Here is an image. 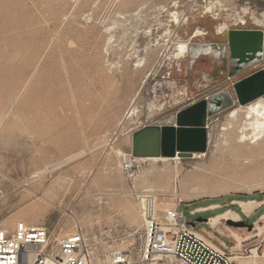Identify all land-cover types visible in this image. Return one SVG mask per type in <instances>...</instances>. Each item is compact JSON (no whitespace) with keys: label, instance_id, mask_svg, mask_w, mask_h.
Here are the masks:
<instances>
[{"label":"rangeland","instance_id":"1","mask_svg":"<svg viewBox=\"0 0 264 264\" xmlns=\"http://www.w3.org/2000/svg\"><path fill=\"white\" fill-rule=\"evenodd\" d=\"M129 1L130 6H124L126 0H0V189L6 194L0 224L18 217L17 222L46 224L60 234L81 225L104 259L114 247L137 246L143 228L140 224L131 237L130 219L140 211L121 170L134 136L149 126L174 125L179 111L215 100L221 107L208 116L202 158H195L202 150L184 151L190 155H179V162L140 158L133 181L142 190L175 183L181 190L186 181L188 194L201 186L217 191L189 200L161 195L158 206L183 201L180 209L200 235L243 257L257 248L256 261L264 264V165L237 161L225 143L232 137L222 130L227 112L241 104L235 85L264 70V60L234 74L227 60L196 53L180 65H157L145 33L152 17L137 13L164 0ZM224 1L228 13H236L229 21L264 8V0ZM252 21L246 28L259 29ZM217 23L199 22L208 30L203 41L228 40L226 32L215 33ZM195 28L189 23L185 37ZM136 49L146 56L144 68L134 66ZM132 105L138 109L129 116ZM146 169L153 174L144 176ZM161 169L164 175L158 174ZM250 201L256 202L244 210L240 202ZM210 204L221 208L190 214ZM32 209L35 220L28 215ZM225 210L239 219H222L214 228L208 224L210 216ZM233 232L242 237L240 249Z\"/></svg>","mask_w":264,"mask_h":264},{"label":"built area","instance_id":"2","mask_svg":"<svg viewBox=\"0 0 264 264\" xmlns=\"http://www.w3.org/2000/svg\"><path fill=\"white\" fill-rule=\"evenodd\" d=\"M223 4L226 5L224 0H164L162 4L140 9L138 16L147 12L152 17L151 27L146 33L150 40H154V62L166 67L173 66L175 62L171 55L178 48V41L185 36V25L190 22L197 27L205 19L217 22L225 13ZM257 10L262 13L264 8ZM248 20V15L241 22L232 19L224 32L229 34L232 30L248 29ZM162 23L164 27H161ZM256 27L261 29V26ZM199 55L215 56L228 62L229 40L220 44L213 42ZM135 157L133 151L128 153L121 170L132 184V193L143 218L140 241L137 246L132 245L127 250L112 248L110 253L114 261L105 264H239L232 258L231 252L219 250L210 244L194 228L195 224L187 221L180 209L183 201L163 209L156 206L161 194L136 188L133 179L139 169ZM5 197V192L0 189V203ZM200 212L206 211L191 210L190 214ZM95 250V242L81 225H76L67 234H60L46 224L20 222L14 229L0 226V264H98Z\"/></svg>","mask_w":264,"mask_h":264},{"label":"bare ground","instance_id":"3","mask_svg":"<svg viewBox=\"0 0 264 264\" xmlns=\"http://www.w3.org/2000/svg\"><path fill=\"white\" fill-rule=\"evenodd\" d=\"M132 3L133 2H131L129 0H126V2L124 3V6H128V5L130 6V4H132ZM229 9L225 8L224 7V4H223V10L227 13V15L223 16V18H219L218 19V23L215 26V33L218 34V35H220V34H222L224 32V30L228 27V24H229L228 21H229L230 17H233L236 14V13L235 14L228 13V10ZM254 12H256V13H251L250 16H249L250 13H245L244 12V15H242V17L239 16V19L241 21H244V17L246 15H248L249 18H251L253 20L252 21L250 19L252 21V23L255 22L253 24H255L256 26L264 27V11L262 13H259L258 11L255 10ZM241 21H239V22H241ZM116 22L117 21H115V23ZM189 23L190 22H188V24ZM187 25H185V27ZM164 26L165 25L162 23L161 24V27H164ZM164 30H167V29H164ZM206 31L207 30L204 27L197 26L195 28V30L189 36H187V37L183 36V38L180 41H178V43H177L178 48L175 51H173V53L171 55V59L174 62H177L180 65L181 62L185 61L190 56V54H194V53L198 54L202 50H207L210 46H212V43L213 42H207V41H203L202 40V38L205 37V36H207V34H208V32H206ZM146 32H147V30L145 31V33ZM146 35H147V33H146ZM149 44H151V45H148L149 46L148 50H152V47L154 46V40H150L149 41ZM146 49H147V47L145 46V50ZM138 51L139 50L136 49L134 51V54H133V55H135L137 57V62L134 64V66L136 67V69L137 68H144L145 65H146V63H147L146 56H143L142 57V56H140V54L138 55ZM214 52L215 53L216 52L218 53L217 49H214ZM213 57H215V56H213ZM215 58H219V57H215ZM120 66H121V64H120ZM114 67L117 68V70H118L119 64H117ZM179 69H181V68H179ZM146 79H147V77H145V79L143 81H146ZM134 97H137V96H134ZM134 102H136L135 101V98L132 99V103L133 104H134ZM135 105H132V107L130 108V110H128L127 114L129 116H131V115H133L134 113L137 112V109L138 108H136ZM125 118H127V117H125ZM120 122H121V120H120ZM226 122L227 123L222 128V130L226 131V133L229 134V136H231L232 138H230L229 140L226 139V142L225 143H228L227 145L229 146V148H232L233 152L236 153L237 161L238 160H244V161L245 160H248L249 162H253V163H257V164L264 165V95L259 96L258 98L254 99V100H252L250 102H247L245 104L241 103L238 106L230 109L227 112V114H226ZM116 152L123 155V152L121 150H118ZM179 155H181V154L180 153H177V155H175L176 157H174V156L173 157H169V156H149V157L136 156L135 157V160L138 162V164L140 163L139 162V159L140 158L145 159V160L156 161V162H157V160L158 161L159 160H169V161L172 160V161H175V162H179L181 160V158H180ZM204 155H205V153L203 151H199V153H196L195 158L196 159L197 158H202ZM125 159H128V153L125 154L123 161ZM123 161H122V164H123ZM236 163H238V162H236ZM122 164H121V166H122ZM177 164H179V163H177ZM176 170H178V168H176ZM213 171H215V170H213ZM164 173H165V170L164 169H161L158 172L159 175H162V174L164 175ZM217 173H221V172L218 171V169H217ZM152 174H153L152 173V169H151V171L148 170V169H146V170L143 171V175L144 176L145 175H152ZM205 176H207V175H205ZM208 176H212V174L211 175H208ZM180 182H181V180H180ZM57 184H59V183L57 182ZM60 184H63V183L61 182ZM176 184L177 183H175V185ZM181 184H182L181 185V190L178 189L179 186L176 187L175 185H171V184H170L171 185V188H169L167 186L165 188L164 187L159 188L158 190H154V189H146V190H153V191L158 192L161 195H168V196H175V197L176 196H180L181 197V200H183V199L189 200V199H193L191 197H194L195 198L197 196H205V195H208V194H213L215 192V191L214 192H212V191L211 192H208V191L204 190L206 188V186H201L199 188L201 190H199L197 192H194L193 194H191L189 192L190 194H188V192L186 190L188 183L186 181H183V182H181ZM55 186H58V185H55ZM64 186H65V184H64ZM52 193H54V192H52ZM53 197H54V195H53ZM158 202L159 201L157 199V202H156V206L157 207H158ZM179 202H180V200H179ZM255 202L256 201L240 202V204H241V206L243 207L244 210H246V211L248 210L249 211L251 209V207H252V204L255 203ZM202 208L200 210H199V208H195L193 210H197V211H206V210L212 211V210L220 209L221 206L219 204H210V205H206V206H204ZM126 209H127V207H126ZM33 211H34V209H32L31 212L29 211L28 212V215H31L32 216V219L35 220L36 215L34 214ZM23 214H25V213L23 212ZM28 215L25 214L24 216H26L28 218ZM38 216H39V214H37V217ZM39 217H41V216H39ZM17 218L18 217H10V218L6 219L5 221H3L2 224H0V226L1 227H4L6 229H11L10 226H12V225L16 227V225L18 223L22 222V221H18L17 222L16 221ZM127 218H128V216H127ZM222 219L238 220L239 219V216L237 214H235L232 210H225V211H223L221 213H217V214H215L213 216H210V218L208 220V224H210L214 228V227H216V226H218L220 224V222H221ZM130 220L133 223L132 227H133V231L135 232L134 234L133 233L130 234V236L132 237V236H135V234H137L139 232V229H140V226L141 225H142V228H143V218H142V216L140 214L139 217H133V219H130ZM128 221H129V219H128ZM34 225H38V224H34ZM134 226H136V227H134ZM232 235L235 238H237V241H239V243L237 244V248L240 249L241 248V245H242L241 244L242 237L238 236L235 232H233ZM208 242L210 244H212L210 241H208ZM212 245L215 246L214 244H212ZM123 246L124 245H122V247ZM216 248H218V247H216ZM218 249L219 250H222L220 248H218ZM115 250H121V251L122 250H127V246H125L123 248H120V249L119 248H115ZM222 251H224V250H222ZM110 252H111V250L109 251V254H107V255L104 254V256H105V259H104V258L101 257L100 253H98L95 250V258L97 259V263L98 264H101V262H104V261H105V263H111V262H113L114 261V257L111 255L112 253H110ZM238 254L239 253H232V258L234 260H236L239 264H258L257 261H256V259L258 257V249L257 248L251 249V254L250 255H247L246 257H243L244 255L238 256Z\"/></svg>","mask_w":264,"mask_h":264},{"label":"water","instance_id":"4","mask_svg":"<svg viewBox=\"0 0 264 264\" xmlns=\"http://www.w3.org/2000/svg\"><path fill=\"white\" fill-rule=\"evenodd\" d=\"M229 70L239 72L264 60V30L240 29L228 34ZM238 100L245 104L264 95V70L256 75L239 81L235 85ZM212 100L192 104L179 111L176 124L161 128L149 126L134 136L133 153L135 156H169L190 155L184 151L206 148L205 129L208 116L221 106ZM193 127L195 130H189ZM196 147V145H198Z\"/></svg>","mask_w":264,"mask_h":264}]
</instances>
